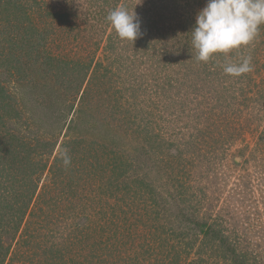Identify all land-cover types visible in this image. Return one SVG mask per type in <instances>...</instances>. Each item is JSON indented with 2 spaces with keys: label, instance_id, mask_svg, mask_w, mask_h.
Listing matches in <instances>:
<instances>
[{
  "label": "rangeland",
  "instance_id": "obj_1",
  "mask_svg": "<svg viewBox=\"0 0 264 264\" xmlns=\"http://www.w3.org/2000/svg\"><path fill=\"white\" fill-rule=\"evenodd\" d=\"M14 1L0 5V91L21 115L4 128L50 133L53 145L46 169L29 177L15 164L18 176L0 184V214L35 189L24 221L39 205L47 217L38 230L47 255L9 263L264 264V25L228 54L252 57L253 70L233 77L222 54L195 60L190 31L207 0H40L36 28ZM121 5L141 23L133 43L105 19ZM81 97L83 123L73 114ZM48 107L60 117L47 125ZM73 138L81 145L70 153ZM11 236L0 235V251Z\"/></svg>",
  "mask_w": 264,
  "mask_h": 264
},
{
  "label": "trees",
  "instance_id": "obj_2",
  "mask_svg": "<svg viewBox=\"0 0 264 264\" xmlns=\"http://www.w3.org/2000/svg\"><path fill=\"white\" fill-rule=\"evenodd\" d=\"M39 2L40 0H32V1L31 0H15L13 2L14 9L20 10L24 21L29 23V25L34 26L31 28L38 27L36 26L37 20L35 18L38 14L40 15V13L35 11L32 7L34 5L39 4ZM2 3L12 4L11 0H0V5ZM13 20L14 19H9V22L13 24L14 23ZM80 61L81 60L77 58V60L74 62V64L77 67H79V69L83 68L81 65L82 63L80 64ZM0 93H1L0 94V109H1L0 110V123H1L0 125V177H1L0 184H3L5 186L7 183L11 182V180L9 181L8 179L9 175L18 176L15 172L20 173V170L14 167L15 164H20V165L24 164V166H27L28 164L29 168L31 169V171L28 172L30 174L29 177L30 176L32 177L34 174L37 175V170L46 169L45 167L47 166L46 162L48 161V158H44V157L47 154H50V152L48 153V146H50L51 143L53 145V142L51 140L52 136L50 133L38 134V135H35V133L33 134L31 133L32 135L30 136V138H25L22 136V133L21 134L19 133L21 135L20 136L17 133L21 125H18L16 127L15 132L7 131L4 128V124H5V121L7 120V116H11V114L13 113V116L15 119L18 117V114L21 115V113H19L20 110L18 109H17V112H15L16 110L13 107V102H11V99L14 100V97H13L14 94L7 92L3 86L1 87ZM84 101L85 99L81 97V101L80 103H78L79 104L78 106H80V108L78 110L76 109L73 110V114L77 112L76 120L78 119L79 123L84 122L82 118V114L85 113L87 109V104H85ZM60 102H63V100H61ZM60 102L59 104L62 105V103ZM56 112H54L51 109V107H48V112L45 115H43L42 113V115L45 117L46 122H47L49 115H55ZM32 116L33 115H31L29 118L31 119V121L33 120L32 123L36 125L37 119L32 118ZM53 117L58 118L60 117V114L55 115ZM71 120L72 119H70L67 124H63L61 127L62 131L65 130L61 134L66 140L62 143L63 145H68L69 143V138H66V137H69L68 130H74L73 127L70 126ZM47 125H48V122H47ZM32 130H35V129L31 128V131ZM72 142H74V145L72 147V150L70 149V153H75L78 150L79 146L81 145V139L73 138ZM26 159H28V161H26ZM58 160L59 158H55L54 163H56V161ZM54 168H55V165H54ZM22 171L27 172V168L22 167ZM12 176H10V179ZM29 177L21 179L20 184L22 186H25V184L28 183V179H30ZM17 179L20 180V178L18 177ZM7 187L10 188L9 186ZM34 191L32 192V189H31L28 192V194H26L25 197L24 195L17 194V197L11 200L13 203L7 204L11 206L10 207L12 209V210L10 209L11 212L9 210L8 214H6V217L4 214H0V215H3L4 217L3 220L0 219V235H3L4 233H8L9 235H12L11 237L15 239V244H16V247L14 244L12 248H10L9 244L5 245V248L2 251H0V264H10L9 263L10 261H8L9 254L16 255L18 257L23 256V257L29 258L30 262L31 261L35 262L36 260L35 258L39 256V251L47 255V253L45 252V248H44L45 246L42 243L41 239H39V235H38V230L45 228L44 224H45V221L47 220V217L41 214V212L44 210L43 206L42 205L36 206L32 210V212L31 211L29 212V214H31L30 221H28V223H26V220L24 221L26 217L28 205L31 201V196L34 194ZM8 193H9V190H8ZM11 197L12 195H9V198ZM0 198H1V195H0ZM23 221H24V224H23L24 226L22 227L20 233H17L19 232L20 225L23 223ZM221 239L223 240V236ZM1 243H3L2 237H1ZM0 246L2 245L0 244ZM229 250L230 252L233 253L231 257L232 258L234 257L235 260H238L239 256L235 253V248H231ZM209 257L212 258V261L214 264H220L218 262L220 260V255H218L217 257H212V255H209ZM224 264H226L225 261H224Z\"/></svg>",
  "mask_w": 264,
  "mask_h": 264
},
{
  "label": "clouds",
  "instance_id": "obj_3",
  "mask_svg": "<svg viewBox=\"0 0 264 264\" xmlns=\"http://www.w3.org/2000/svg\"><path fill=\"white\" fill-rule=\"evenodd\" d=\"M118 37L132 43L141 35V23L134 9L121 5L106 16ZM264 25V0H207L195 16L191 29V44L196 50L195 60L207 63L217 54L225 56L222 64L226 75L240 77L253 70L251 55L233 60L228 54L250 46ZM63 163L69 165L67 151L61 153Z\"/></svg>",
  "mask_w": 264,
  "mask_h": 264
}]
</instances>
